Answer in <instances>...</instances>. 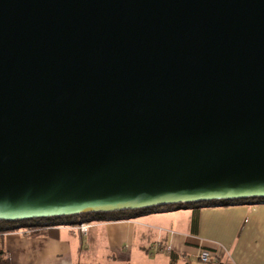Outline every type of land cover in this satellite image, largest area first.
<instances>
[{"label": "water", "instance_id": "1", "mask_svg": "<svg viewBox=\"0 0 264 264\" xmlns=\"http://www.w3.org/2000/svg\"><path fill=\"white\" fill-rule=\"evenodd\" d=\"M263 197L264 0H0V220Z\"/></svg>", "mask_w": 264, "mask_h": 264}, {"label": "crops", "instance_id": "2", "mask_svg": "<svg viewBox=\"0 0 264 264\" xmlns=\"http://www.w3.org/2000/svg\"><path fill=\"white\" fill-rule=\"evenodd\" d=\"M5 244L11 264H170L171 253L197 261L201 250L214 253L215 264H264V204L181 208L94 222L86 234L67 225L39 235L14 230L5 234Z\"/></svg>", "mask_w": 264, "mask_h": 264}, {"label": "trees", "instance_id": "3", "mask_svg": "<svg viewBox=\"0 0 264 264\" xmlns=\"http://www.w3.org/2000/svg\"><path fill=\"white\" fill-rule=\"evenodd\" d=\"M251 201H257L255 204H264L263 198H245L237 200H224V201H207L201 203H188V204H167L161 206L148 207L137 210H123L116 212H95L87 214H78L62 217H51V218H36L30 220L22 221H6L0 220V264H11L10 257L5 244V234L9 231L29 229L31 234L39 235L44 232L45 229L56 226H77L83 222L94 223L100 221H119V220H130L137 217L154 213V212H167L175 209L181 208H192L195 211L199 210L203 206L211 205H230V204H254L250 203ZM197 223V215H194L193 225ZM170 264H202L199 260H195L191 257H186V255H179L177 253L170 254ZM82 264V263H77ZM208 264H215V261H212Z\"/></svg>", "mask_w": 264, "mask_h": 264}, {"label": "built area", "instance_id": "4", "mask_svg": "<svg viewBox=\"0 0 264 264\" xmlns=\"http://www.w3.org/2000/svg\"><path fill=\"white\" fill-rule=\"evenodd\" d=\"M77 227L83 234H86L91 227V223L83 222L77 225ZM196 257L202 264H208L217 259L216 255L209 250H201L197 253Z\"/></svg>", "mask_w": 264, "mask_h": 264}, {"label": "rangeland", "instance_id": "5", "mask_svg": "<svg viewBox=\"0 0 264 264\" xmlns=\"http://www.w3.org/2000/svg\"><path fill=\"white\" fill-rule=\"evenodd\" d=\"M182 219H183V218L180 217V220H182ZM150 257H151V255L148 256V260H149ZM96 258L99 259V256L96 255ZM150 263H151V262H150V260H149V264H150ZM151 264H157V263H155V262L153 261Z\"/></svg>", "mask_w": 264, "mask_h": 264}, {"label": "bare ground", "instance_id": "6", "mask_svg": "<svg viewBox=\"0 0 264 264\" xmlns=\"http://www.w3.org/2000/svg\"><path fill=\"white\" fill-rule=\"evenodd\" d=\"M144 210V209H143Z\"/></svg>", "mask_w": 264, "mask_h": 264}]
</instances>
